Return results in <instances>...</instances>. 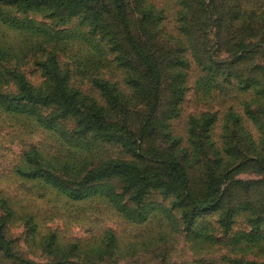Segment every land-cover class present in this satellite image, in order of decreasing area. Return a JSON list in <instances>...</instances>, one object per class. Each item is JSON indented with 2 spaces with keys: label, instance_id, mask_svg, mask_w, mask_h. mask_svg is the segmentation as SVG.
Segmentation results:
<instances>
[{
  "label": "trees",
  "instance_id": "obj_1",
  "mask_svg": "<svg viewBox=\"0 0 264 264\" xmlns=\"http://www.w3.org/2000/svg\"><path fill=\"white\" fill-rule=\"evenodd\" d=\"M229 1L233 8L227 30L230 33L233 29L234 33L241 35H233L226 40L230 54L226 59H215L206 49L207 22L213 21L220 26L224 18V15L216 13L214 0L209 3L207 0L182 1L185 8L196 6V16H192L194 27H186V30L193 32L196 28L202 39L203 54L196 53L192 57L203 71L202 84L223 81L225 88L232 86L247 94L243 112L260 133L257 140L247 137L248 150L253 154L249 157L234 141L238 140L236 134L227 133L222 150L213 162L203 151L205 147L209 148L206 134L209 126L216 122V114L204 113L192 118L188 142L183 148L170 135L169 121L178 115L186 94V71L190 68V59L182 49L156 51L151 30H156L163 21H148L150 28L142 27L144 21L133 24L127 16L124 0H0V26L24 39L17 53L13 47L7 49L0 45V111L32 118L35 126L52 133L59 146L69 152L67 158L49 159L41 149L33 146L23 152L22 163L17 166L16 173L21 178L47 184L75 201L105 199L116 212L137 225L148 222L156 212L160 214L154 216L160 215L158 218L162 222L166 219L170 225L172 210L181 208L187 233L194 227L197 216L216 211L221 213V227L229 232L240 208L229 199V186L234 179L232 173L236 169L223 167L231 157L238 156L233 149L237 150L236 154L245 155L246 160L240 164L255 162L257 171L264 173V18L244 24L243 21L249 20L246 17L249 11L245 10L243 15L241 11L243 2L249 0ZM183 5L180 4L183 8L180 12L182 22L186 20L183 17L187 11ZM251 13L250 17L255 20L264 16V9ZM36 14L53 20V25L35 21L32 15ZM108 15L115 21H109ZM75 18L79 21L72 23L69 29H57L60 27L57 25L66 26ZM78 27H82V32ZM221 30L218 31V39H221ZM29 39L34 45L29 43ZM83 46L85 53L81 52ZM252 47L260 49L263 63L252 60V65L243 68L250 59ZM39 49L42 54L38 64L44 81L42 86L35 87L17 67L29 51ZM69 50L77 73L87 77L102 97V103L71 86L70 65H63L59 57L60 53ZM109 57L126 71L130 94H125L109 80L98 78L100 70L109 63ZM11 59H16L15 62L12 60L14 68L8 69L6 63ZM165 76H168L170 94L168 108L162 110ZM11 85L13 90L7 91L6 87ZM137 104L144 107V113L139 127L134 130L130 112ZM239 115L231 105L225 117L240 128ZM158 132L162 146L158 151L154 148L145 151L146 139ZM229 140L235 143L234 146ZM106 146L123 151L125 158L109 156L96 159L95 152ZM221 153L230 159H222ZM187 162L192 163L194 169L201 170L202 187L199 190L192 187L193 174L187 169ZM234 164L236 167L239 162ZM111 181L119 184L121 191ZM247 183L235 180L233 184ZM153 191L173 197L172 208L146 203V197ZM125 194L132 206L125 202ZM248 221L252 229L249 236L257 237L264 233V216L249 215ZM3 230L0 227V250L12 255L10 242ZM56 238L55 234L51 235L48 248ZM104 243L107 252L117 248L116 237L112 233L106 235L101 245ZM68 246L77 249L76 243ZM227 264L254 263L234 259Z\"/></svg>",
  "mask_w": 264,
  "mask_h": 264
},
{
  "label": "rangeland",
  "instance_id": "obj_2",
  "mask_svg": "<svg viewBox=\"0 0 264 264\" xmlns=\"http://www.w3.org/2000/svg\"><path fill=\"white\" fill-rule=\"evenodd\" d=\"M124 1L127 5V16L133 24L144 21L141 24L142 27H148V21H163L156 30H151L156 51L182 49L186 51L190 59V68L186 71L187 90L184 100L178 115L169 121L170 135L176 142L181 143L178 146L183 148L187 144L192 118L200 117L204 113H212L217 115V119L212 126H209L206 134L209 148H204L205 156L213 162L216 161L227 133L236 134L238 138L234 140L236 144H239L242 151L247 153V157L252 156V152L247 147V137L252 136L254 140H257L260 133L253 121L243 112V102L247 94L241 93L239 89L232 86L225 88L223 81L208 85H203L201 82L203 71L192 57L196 53L203 54L200 45L202 39L196 28L193 32L186 30V27L189 29L190 26L194 27L195 4L185 8L182 4L183 0ZM210 1L207 0V3ZM214 2V6L217 7L216 13L224 15V18L220 26L213 21L207 22L206 49L215 59H226L230 58L226 40L230 36L241 34L234 33L233 29L230 33L227 30L228 19L232 15L233 8L231 1L214 0ZM180 4L187 9L183 17L186 20L183 22L180 20L182 19L180 12L183 11ZM243 6L241 15L245 10L249 11V15L246 16L249 20L241 19L244 24L249 25L252 21H261L264 18L262 16L254 20L250 17L252 11L260 12L264 9V0H249L243 2ZM32 16L35 21L53 25V20L42 14ZM108 17L109 21H115L109 15ZM72 21L66 26L54 25L60 26L57 29L65 30L79 20L75 18ZM77 29L82 32V27ZM219 30L222 31L221 39H218ZM117 35L120 37L118 31ZM23 40L18 34L0 26V45L7 49L13 47L17 53ZM29 40V43L34 45L33 41ZM70 51L60 53L59 57L63 65H70L71 86L102 103V97L87 77L77 73V66L73 63V54ZM85 51L86 48L83 46L81 52L85 53ZM41 54V49L29 51L27 57L17 67V70L35 87L42 86L44 81L38 64ZM249 57L243 68L252 65L250 62L252 60L263 63L259 48L252 47ZM12 60L16 61L11 59L6 63L8 69L14 68ZM109 60V63L100 70L98 78L109 80L125 94H130V88L126 84V71L114 62L112 57H109ZM167 79L168 76H165L162 88V110L168 108L170 92ZM6 90L12 91V85L7 86ZM250 97L252 98V95ZM231 105L234 111L240 114V128L235 127L225 117ZM143 113L142 105L137 104L132 107L130 120L134 130L139 127ZM31 120L32 118L24 115L0 111V227H3L5 237L12 248V255L0 250V264H227L234 259L245 263L264 264V233L257 237L249 236L252 229L248 221L249 215L264 216V173L257 171L255 162L240 164V161L246 159L240 152L236 154L237 150L233 149V153L238 156H233L235 158L231 157V159L225 155L223 157L221 153L222 159H230L223 167L236 169L232 173L234 179L231 187L229 186V199L233 205H238L240 208L232 220L230 231L226 232L221 227V213L216 211L197 216L194 227L187 233L181 208L172 210L170 225L166 219L162 222L158 218L160 215L154 216L158 212L151 215L148 222L137 225L116 212L105 199L75 201L40 181L21 178L16 173V168L22 163L23 152L33 146L41 149L42 154L49 159H62L69 156V152L59 146L52 133L39 129ZM159 134L160 132L152 133L146 139L143 145L145 151L149 152L151 148L158 151V148L162 146V138ZM229 141L231 146H234L235 143ZM94 156L96 159L109 156L125 158L123 151L119 152L111 146L96 151ZM238 162L239 164L235 167L234 163ZM185 165L193 174V189L199 190L202 187L201 170L194 169L192 163L187 162ZM235 180L248 183L233 184ZM111 183L118 191H121L119 184L114 181ZM124 199L132 206L128 195L125 194ZM148 202L172 208L173 197L153 191L146 197V203ZM109 233L115 235L117 243V248L112 252L105 250V243L101 245ZM52 234H55L57 238L52 243V247L48 248ZM137 241L141 242L137 244L135 243ZM70 243H76L77 249H71L68 246ZM101 250L103 252H100Z\"/></svg>",
  "mask_w": 264,
  "mask_h": 264
}]
</instances>
